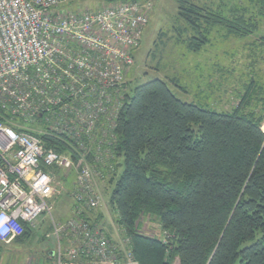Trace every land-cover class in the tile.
<instances>
[{
  "label": "trees",
  "instance_id": "16d2710c",
  "mask_svg": "<svg viewBox=\"0 0 264 264\" xmlns=\"http://www.w3.org/2000/svg\"><path fill=\"white\" fill-rule=\"evenodd\" d=\"M175 3L184 27L173 31L192 36L190 52L213 31L261 33L253 45L264 50V0ZM242 88L231 112L182 102L159 79L123 95L110 150L122 171L108 182L107 202L138 264H264V87L251 79ZM40 138L58 154L71 151L61 139ZM145 217L163 238L140 231ZM30 236L24 226L13 243Z\"/></svg>",
  "mask_w": 264,
  "mask_h": 264
},
{
  "label": "built area",
  "instance_id": "2783aa9c",
  "mask_svg": "<svg viewBox=\"0 0 264 264\" xmlns=\"http://www.w3.org/2000/svg\"><path fill=\"white\" fill-rule=\"evenodd\" d=\"M73 1L0 0V243L46 214L53 264H138L127 239L118 248L83 216L99 207L93 164L111 159L120 90L153 6L126 0L62 10ZM40 137L61 139L79 156L74 216L62 224L51 217L54 172L74 160Z\"/></svg>",
  "mask_w": 264,
  "mask_h": 264
},
{
  "label": "rangeland",
  "instance_id": "374dc122",
  "mask_svg": "<svg viewBox=\"0 0 264 264\" xmlns=\"http://www.w3.org/2000/svg\"><path fill=\"white\" fill-rule=\"evenodd\" d=\"M116 1L126 0H74L62 7V10L96 11ZM149 1L153 10L143 31L140 46L132 53L134 63L124 78L120 90L122 98L129 90L159 79L165 81L172 93L182 102L217 112H231L239 102V94H243L242 87L251 79L264 87V50L254 47L255 44L259 45L261 33L239 39L213 31L208 36V44L204 48L199 52H190L186 43L187 38L192 36L184 32L181 36L173 31L184 27L179 25L178 20H174L177 8L175 0ZM261 31L264 32V28ZM172 81L179 87L173 86ZM263 128L264 122L261 125V132L264 134ZM73 153L76 158L74 168L54 172L55 191L50 204L53 206L51 217L58 224L74 216L72 193L75 190L79 168L76 161L79 156ZM90 153L93 156V153ZM86 159L95 160L90 157ZM119 162L120 160L114 162V159L113 162L105 159L103 163L86 162L90 166L93 164V168L99 172L95 180L100 204L95 210L86 212L83 217L88 222L96 224L101 234L108 237L118 248H123V241L126 238L115 225L114 212L107 202L110 192L108 182L111 178H117L122 171L117 167ZM139 226L143 234L163 238L155 220L145 217ZM29 227L31 236L22 244H0V264H53L50 252L54 251V246L49 217L42 214Z\"/></svg>",
  "mask_w": 264,
  "mask_h": 264
},
{
  "label": "crops",
  "instance_id": "0c3cea01",
  "mask_svg": "<svg viewBox=\"0 0 264 264\" xmlns=\"http://www.w3.org/2000/svg\"><path fill=\"white\" fill-rule=\"evenodd\" d=\"M0 244H2V243H0ZM11 244V243H10ZM10 244H8V245H10ZM4 245V244H3Z\"/></svg>",
  "mask_w": 264,
  "mask_h": 264
},
{
  "label": "bare ground",
  "instance_id": "6f19581e",
  "mask_svg": "<svg viewBox=\"0 0 264 264\" xmlns=\"http://www.w3.org/2000/svg\"><path fill=\"white\" fill-rule=\"evenodd\" d=\"M264 129V128H263Z\"/></svg>",
  "mask_w": 264,
  "mask_h": 264
}]
</instances>
